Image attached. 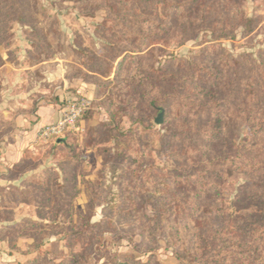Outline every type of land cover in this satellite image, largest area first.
Segmentation results:
<instances>
[{
	"label": "trees",
	"instance_id": "trees-1",
	"mask_svg": "<svg viewBox=\"0 0 264 264\" xmlns=\"http://www.w3.org/2000/svg\"><path fill=\"white\" fill-rule=\"evenodd\" d=\"M87 1L106 10L96 28L106 44L100 55L86 47L77 52L85 55L87 69L97 68L95 100L107 113L98 129L114 144L108 162L113 172L121 169L122 199L118 204L105 200L104 219L90 221L96 208L94 199L100 198V184L86 180L92 194L89 212H76L74 221L72 200L78 195L81 143L76 134L67 131L52 147L57 167L49 171L56 196L44 205L45 196L38 197L39 204L38 199L34 201L48 210L55 229L60 218L68 221L56 234L75 239L81 250L70 249L55 259L42 252L44 240L38 242L39 235L31 233L28 235L36 241L31 251H38L32 264H156L154 259L117 261L101 251L94 253L93 247H104L103 225L114 224L115 212L128 219L132 233L140 235L147 251L157 249L163 238L179 264H264V54L256 64L260 85L247 91L233 74L238 62L220 53L222 45L217 39L199 54L175 61L180 71L169 66L172 59L156 67L151 51V46L164 40L172 21L181 19L185 33L205 27L216 34L214 28H218L219 37L234 38L235 26L251 31L254 19L245 16L239 0ZM29 6V0H0V45L9 46L12 22L24 23ZM4 64L0 54V68ZM169 84L171 88L166 87ZM1 87L0 83V91ZM139 103L150 111L169 113L162 131L151 129L139 112ZM125 117L130 121L126 129L121 126ZM232 126H244L245 136L230 138ZM94 130L86 134L88 147L95 143ZM157 144L174 167L155 163ZM29 161L24 157L0 177L24 175L33 167ZM234 172L245 173L250 184L228 202L222 185ZM45 191L49 196L51 188ZM147 206L151 214L146 212ZM250 208L254 209L242 212ZM27 224L40 234L44 231L40 223ZM89 253L96 260L92 262ZM103 258L106 261L101 263Z\"/></svg>",
	"mask_w": 264,
	"mask_h": 264
},
{
	"label": "rangeland",
	"instance_id": "rangeland-1",
	"mask_svg": "<svg viewBox=\"0 0 264 264\" xmlns=\"http://www.w3.org/2000/svg\"><path fill=\"white\" fill-rule=\"evenodd\" d=\"M29 4L30 14L27 20L24 23L17 20L12 22V37L9 46L0 45V54L5 60V64L1 67L4 69L0 68L2 86L0 98L6 89L1 75L8 74L11 66L31 67L42 61H48L43 65V71L47 69L51 70L52 73L64 72L71 82L73 79H79L85 82L87 86L92 85L93 87L90 88L92 92H89V87H87L86 91L76 95L91 99L92 104L90 109L77 121L76 128L67 129L62 134H52L47 138L43 136L44 130L48 126L55 125L58 121L40 128L36 139L31 142V149L24 151L23 158L29 157V164L33 167L24 173L25 175L29 171L32 172L26 178L24 177L23 186H17L15 190L14 187L7 189L0 185V212L4 213V215H0V264H32L38 251L32 252L35 249L36 241L28 235L31 233L39 235L38 242L44 240L42 252L47 251L55 259L68 254L70 249L81 250L80 243L75 239L69 241L64 233L56 234L68 224V221L60 218V225L55 229V224L51 221L48 210L38 205V197H46V200H40L44 205L56 196L49 171L57 167L55 150L52 147L57 143V140L65 137L67 131L76 134L81 143V147L78 149L81 160L77 170L78 195L72 200L73 212L75 213L74 221H76V212L82 211L86 215L89 212L88 202L92 194L87 187L86 180L100 184L98 189L100 198L94 199L96 208L92 217L89 218L90 221L98 222L104 219V206L107 204L105 200L110 204H118L122 199L119 183L121 169L113 172L108 162L114 144L106 141L98 129L100 123L107 120V113L105 108L101 107L99 102L95 100L98 94L95 79L98 75L95 72L97 68L92 66L87 69L83 65L85 55L81 56L77 52L80 47H86L98 55L103 53L106 39L96 33V28L105 19L106 10L102 6L98 8H96L97 5L92 6L87 0H29ZM239 7L246 17H251L254 20L251 31L246 32L240 26H235L234 38L219 37L218 28H214L217 29L215 30L216 34H212L205 27L197 28L194 33H185L180 25L181 19L172 21L171 25L168 26V33L164 40L151 46V51L156 59V67L162 66L167 59H172L169 66L180 71L182 69L175 66V61H181L199 54L205 45L217 39L222 45L220 53L234 58L233 60L239 64L238 70L233 72L236 81L242 86H246L247 91L257 88L260 85V77L256 64L264 54V0H239ZM173 59L175 60L173 61ZM41 71H35L29 75L30 79L32 78L31 86L35 85L34 81L37 78H39L38 82L41 81L40 79H47L46 73L42 74ZM46 85L48 89L47 100L56 102L59 97L56 93L59 86H62L50 81ZM17 86L19 88L21 83H18ZM166 87L171 88V85ZM68 89H70L69 86ZM39 96L38 94L37 98ZM1 103L3 102L0 100V108ZM138 106L141 116L145 117V120L152 125L151 129L162 131V125L155 123L160 110L157 112L150 111L146 105H140V103ZM12 112L17 115L31 114V111L21 109V107L20 109L12 107ZM169 118V113L163 111V120ZM9 119L0 113V153L3 148L2 142L10 136L14 138L18 134L17 127L13 126L16 120L13 122ZM121 126L124 129L128 128L130 121L126 117L123 118ZM89 130H94L91 133L95 143L93 142L94 145L91 147L87 146L90 140L86 138ZM245 134L246 128L244 126L242 128L232 126L228 131V136L235 140H240ZM159 147L157 144L154 151L155 163L163 167H174V162L161 153ZM61 154L64 155V153ZM249 184V177L245 173L234 172L222 185L226 200L229 202L239 197L245 192ZM47 188H51L49 196L45 191ZM39 190H42V193ZM35 199H38V204L35 203ZM253 209H245L242 212H249ZM40 212L44 214L41 215ZM146 212L151 214L150 206H147ZM112 217L114 221L112 226L103 225L104 247H98V250L93 247L94 253L101 251L109 257L108 259L113 258L117 261L130 259L148 262L150 259H154L156 264L180 263L173 252L166 248V242L163 238L160 239L157 249L149 252L143 247L140 235L132 233L128 219L117 212L113 213ZM27 223H40L44 231L40 234L38 233L39 230H35ZM22 233L27 235L20 236ZM89 255L92 262L96 260L92 253ZM105 261V258L101 259V263Z\"/></svg>",
	"mask_w": 264,
	"mask_h": 264
},
{
	"label": "crops",
	"instance_id": "crops-1",
	"mask_svg": "<svg viewBox=\"0 0 264 264\" xmlns=\"http://www.w3.org/2000/svg\"><path fill=\"white\" fill-rule=\"evenodd\" d=\"M47 62L48 61H42L31 67L11 66L8 70V74L1 75L3 85H6V89L3 91L0 98L3 102L1 103L0 113L10 118V121L15 122L16 120L13 126L17 127L18 134L14 136V138L10 136L2 142L3 148L0 153V174L5 173L8 168L23 159L24 151L26 149H31V142L36 139L37 132L40 128L60 120L65 99L77 97L76 95L82 91H86L87 87H89V92H92L90 89L93 87L92 85L87 86L85 82L79 79H73L71 82L67 79L64 72L52 73L51 70L47 69L43 71V65ZM1 69L3 70L4 67ZM35 71H41L42 74L46 73L47 79H40L41 81L38 82L39 78H37L34 81L35 85L31 86L30 81L32 78L30 79L29 75ZM48 81L55 82L56 85L62 86H59L56 93L57 96H59L56 102H51L46 98L48 92L46 84ZM18 83H21L19 88L17 86ZM68 86L70 89L67 90ZM38 94L40 96L37 98ZM7 104L9 105L7 106ZM35 104L36 106L34 107ZM12 107L27 109L31 111V114H13V112L11 113ZM30 173L32 172L29 171L27 174L15 178L1 176L0 185H3V187L7 189L23 186L22 182L24 177L26 178Z\"/></svg>",
	"mask_w": 264,
	"mask_h": 264
},
{
	"label": "built area",
	"instance_id": "built-area-1",
	"mask_svg": "<svg viewBox=\"0 0 264 264\" xmlns=\"http://www.w3.org/2000/svg\"><path fill=\"white\" fill-rule=\"evenodd\" d=\"M91 99L85 97H70L65 99L60 120L53 126H48L43 132L45 138L52 134H62L70 128H76L77 121L90 109Z\"/></svg>",
	"mask_w": 264,
	"mask_h": 264
},
{
	"label": "water",
	"instance_id": "water-1",
	"mask_svg": "<svg viewBox=\"0 0 264 264\" xmlns=\"http://www.w3.org/2000/svg\"><path fill=\"white\" fill-rule=\"evenodd\" d=\"M162 122H163V110L161 109L160 112L158 113L156 119H155V123L160 125V124H162ZM60 140L61 139H59V141Z\"/></svg>",
	"mask_w": 264,
	"mask_h": 264
}]
</instances>
